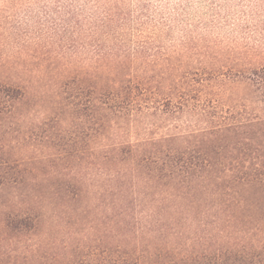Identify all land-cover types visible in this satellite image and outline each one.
Segmentation results:
<instances>
[{
  "label": "trees",
  "instance_id": "16d2710c",
  "mask_svg": "<svg viewBox=\"0 0 264 264\" xmlns=\"http://www.w3.org/2000/svg\"><path fill=\"white\" fill-rule=\"evenodd\" d=\"M22 1L0 0V264H264V0L220 40L187 0Z\"/></svg>",
  "mask_w": 264,
  "mask_h": 264
},
{
  "label": "rangeland",
  "instance_id": "374dc122",
  "mask_svg": "<svg viewBox=\"0 0 264 264\" xmlns=\"http://www.w3.org/2000/svg\"><path fill=\"white\" fill-rule=\"evenodd\" d=\"M44 1V0H41ZM49 2L50 0H46ZM153 4L152 19L158 20L161 16H177L178 10L176 7L183 0H150ZM34 0H24L18 2L11 7L15 18L26 20L28 12L27 9H39L37 4L33 3ZM139 0H127L129 8H133ZM244 2V1H243ZM242 2V3H243ZM80 5L84 1L78 2ZM241 0H187V10H183L180 14H185V21L192 25V29L196 34H204L210 38L215 39H228L240 36V28L246 22L245 16L242 14ZM241 3V4H242ZM1 6V3H0ZM182 11V10H181ZM221 12V14H220ZM9 13V12H8ZM165 14V15H163ZM36 16V15H35ZM182 17V15H178ZM34 18H29L28 23L33 24ZM245 20V21H244ZM183 32L182 25H178L174 30V38H181ZM7 32H5V36ZM3 38L5 52H12V44H9L7 36Z\"/></svg>",
  "mask_w": 264,
  "mask_h": 264
}]
</instances>
